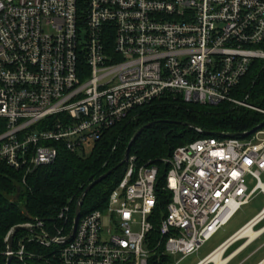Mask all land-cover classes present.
Segmentation results:
<instances>
[{
    "label": "built area",
    "instance_id": "1",
    "mask_svg": "<svg viewBox=\"0 0 264 264\" xmlns=\"http://www.w3.org/2000/svg\"><path fill=\"white\" fill-rule=\"evenodd\" d=\"M263 45L264 0H86L82 10L78 0H0V164L25 183L60 147L86 154L87 143L167 93L264 113L233 97L264 60ZM252 134L197 138L163 158L170 200L159 216L158 167L129 156L105 207L81 214L72 238L64 206L55 235L37 241L58 246L60 264H164L196 253L264 195V126ZM263 217L264 206L233 237ZM12 254L33 256L23 243Z\"/></svg>",
    "mask_w": 264,
    "mask_h": 264
},
{
    "label": "trees",
    "instance_id": "2",
    "mask_svg": "<svg viewBox=\"0 0 264 264\" xmlns=\"http://www.w3.org/2000/svg\"><path fill=\"white\" fill-rule=\"evenodd\" d=\"M85 1L78 0L79 10L84 9ZM233 97L264 110V60L252 62ZM131 116L134 119L124 120L106 129L102 137L93 143L89 155L72 153L60 147L56 160L34 170L26 176L25 183H22L21 174L0 164V264H6L7 260V233L15 225L29 222L27 215L41 221L43 226L34 227L32 233L18 231L14 236L13 251L23 243L26 253L33 256H26L24 261L13 256L10 264H60L58 246L45 247L37 241V236H42V232L55 235V228L62 224L57 216L64 206H69L65 232L69 230L77 199L83 190L122 161L130 138L144 124L152 123L138 135L129 156L135 158L136 165L147 162L157 165L154 214L159 216L170 200V193L164 188L166 166L161 162L163 158L169 157L176 147L197 138L220 137L222 133H236L239 138H244V132L264 121L263 113L244 106H234L230 102L214 106L187 103L181 96L172 93L138 107ZM183 123L193 124L201 131ZM126 167L124 163L88 191L82 202V215L105 207L110 191L121 180ZM157 221L153 220L154 238ZM31 238L33 240H29ZM163 260L164 264L171 262L170 257Z\"/></svg>",
    "mask_w": 264,
    "mask_h": 264
},
{
    "label": "crops",
    "instance_id": "3",
    "mask_svg": "<svg viewBox=\"0 0 264 264\" xmlns=\"http://www.w3.org/2000/svg\"><path fill=\"white\" fill-rule=\"evenodd\" d=\"M261 209L242 225L235 226L227 236L220 239L215 245L213 244L205 247L208 241H210L209 239L196 253L186 256L183 259L170 257L171 262L167 264L174 262H178L177 264H264V217L251 227L255 232L253 237H233L246 223L254 218ZM221 246L225 247L220 255L219 261H216L211 258V255H213L216 250H219Z\"/></svg>",
    "mask_w": 264,
    "mask_h": 264
},
{
    "label": "water",
    "instance_id": "4",
    "mask_svg": "<svg viewBox=\"0 0 264 264\" xmlns=\"http://www.w3.org/2000/svg\"><path fill=\"white\" fill-rule=\"evenodd\" d=\"M152 123H147L144 124L143 126L139 127L135 133L132 135V137L130 138L127 147L125 149L124 152V157L122 159L121 162H119L116 166H114L113 168L109 169L107 172H105L104 174H102L101 176H99L98 178H96L95 180H93L92 182H90L88 184V186H86V188L83 190V192L81 193V195L79 196V198L77 199L76 202V207H75V211H74V217H73V221H72V228L70 233L67 235V237L65 238V240H68L70 238L73 237L79 217L81 215V210H82V202L83 199L85 198V196L87 195L88 191L91 190L95 185H97L99 182H101L103 179H105L107 176H109L114 170L118 169L121 165H123L124 163L127 162L128 157H129V152H130V148L132 146V144L135 142L136 138L138 137V135L148 126H150ZM183 125H186L190 128H194L196 130L201 131L200 129H198V127H196L193 124L190 123H183ZM264 126V121L261 122L260 124H258L257 126L253 127L251 130L244 132L243 135L248 136L250 134H252L253 132H255L256 130L260 129L261 127ZM221 135L223 136H227V137H236L237 134L236 133H222ZM29 222H34L36 221V218L31 216V215H27ZM18 231H26L29 233H32L34 231V226L31 224H18L13 226L9 232L6 235L5 241H6V250L8 252L7 255V260H6V264H10L11 259L13 257V240H14V236ZM45 238L51 239V236L45 234L44 235Z\"/></svg>",
    "mask_w": 264,
    "mask_h": 264
},
{
    "label": "rangeland",
    "instance_id": "5",
    "mask_svg": "<svg viewBox=\"0 0 264 264\" xmlns=\"http://www.w3.org/2000/svg\"><path fill=\"white\" fill-rule=\"evenodd\" d=\"M214 106V105H213ZM247 108V107H246ZM255 110V109H252ZM260 112V111H259ZM262 113V112H261ZM264 114V113H263ZM247 132V131H246ZM253 134H250L246 138H251ZM93 148V142L87 143L85 146L86 155H89ZM260 179L264 183V172L260 174ZM248 186L251 187L254 184V180L247 177ZM264 206V195L259 193L255 195L246 205H243L232 217L229 223L221 228L217 234L208 241L205 247L210 245H215L220 239L227 236L231 230L238 225H242L249 218H251L254 214H256L262 207Z\"/></svg>",
    "mask_w": 264,
    "mask_h": 264
},
{
    "label": "bare ground",
    "instance_id": "6",
    "mask_svg": "<svg viewBox=\"0 0 264 264\" xmlns=\"http://www.w3.org/2000/svg\"><path fill=\"white\" fill-rule=\"evenodd\" d=\"M254 235H255V232L252 230L251 225L247 226L245 229H243L237 234V236H240V237L241 236L253 237ZM224 247L220 248L219 250H216V252L213 255H211V258L216 261H219L220 255L223 252Z\"/></svg>",
    "mask_w": 264,
    "mask_h": 264
}]
</instances>
